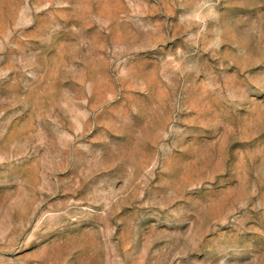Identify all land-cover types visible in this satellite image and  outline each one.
Wrapping results in <instances>:
<instances>
[{
  "label": "rangeland",
  "instance_id": "rangeland-1",
  "mask_svg": "<svg viewBox=\"0 0 264 264\" xmlns=\"http://www.w3.org/2000/svg\"><path fill=\"white\" fill-rule=\"evenodd\" d=\"M0 264H264V0H0Z\"/></svg>",
  "mask_w": 264,
  "mask_h": 264
}]
</instances>
